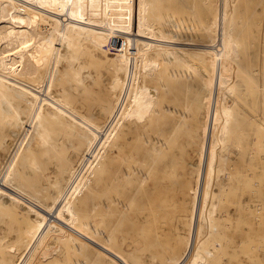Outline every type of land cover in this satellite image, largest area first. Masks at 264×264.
<instances>
[{"label":"bare ground","instance_id":"obj_1","mask_svg":"<svg viewBox=\"0 0 264 264\" xmlns=\"http://www.w3.org/2000/svg\"><path fill=\"white\" fill-rule=\"evenodd\" d=\"M238 1H217L212 24L208 0H173L175 12L171 0H0L13 12L1 24L30 10L44 22L29 43L6 39L0 27V264H264L259 177L247 175V202L232 201L221 229L208 201L216 134L224 147L252 132V151L264 153V68L240 57L247 37ZM153 51L156 62L146 57ZM242 74L255 90V124L247 125ZM192 86L204 110L187 170L182 142L199 128L180 132L179 108ZM238 174L233 165L220 186L230 199ZM136 232L141 246L129 240L126 249ZM47 242L60 245L56 253Z\"/></svg>","mask_w":264,"mask_h":264},{"label":"rangeland","instance_id":"obj_2","mask_svg":"<svg viewBox=\"0 0 264 264\" xmlns=\"http://www.w3.org/2000/svg\"><path fill=\"white\" fill-rule=\"evenodd\" d=\"M173 0H171L169 7L171 8V12H175V10H178L180 8H176L174 2H172ZM188 5H193L195 2V0H185ZM200 1V0H199ZM198 0H196L197 3H199ZM210 1V3H208L209 7L211 8V12H212V16L210 18V21L212 24H215L216 19H215V14L217 12V7L219 6V2L217 3L216 0H208V2ZM222 1V0H221ZM260 1V0H259ZM214 2V4H213ZM248 2V3H247ZM172 4H174L173 6H171ZM257 7H255L256 5ZM238 5L239 7V11H238ZM262 5V6H260ZM175 8V10L173 11V9ZM262 7V9H260ZM244 8V10H243ZM249 8V10H248ZM254 8V9H253ZM256 8V9H255ZM240 10H242V13L240 12ZM254 10V12H253ZM260 10V12H258ZM27 11V10H25ZM31 11V12H30ZM28 12V14H23L21 15L20 13L23 11H17L18 16L14 15V21L13 22H6L8 19V15L13 14V12H10L9 10H0V19L2 18L4 21V24L0 23V27H2V30L5 31V38L9 39L12 42H27L29 43L30 41L35 40V38L42 33L43 31V26H44V22L42 21V19L40 18V16H38L35 13H32L33 10H30ZM183 11V10H182ZM239 12V13H238ZM245 12V14H244ZM257 12V15L255 14ZM176 13L178 14V11H176ZM235 13L242 15L241 20L245 21V24L242 22L241 20L238 18H235V22L237 25L240 24H244L250 27V29H246V26L244 27V25L241 28V25L239 26L243 33L244 36H246L245 38V45H246V49L244 51H242L240 53V57L242 58V60H245V57H247V59L245 60L246 64L248 65L247 68H251V63L254 66H258L260 65V67L263 69L264 68V0H261L259 3L258 1L255 0H239L237 3V9H235ZM249 13V14H248ZM253 13V14H252ZM180 14V13H179ZM252 14V15H250ZM259 14V16H258ZM246 15V17H245ZM250 15V16H248ZM256 15V16H255ZM181 16V15H180ZM253 17V19H252ZM213 18V19H212ZM251 18V20H253V23H255L254 25L251 24V20L248 19ZM26 19H30L29 21H26ZM246 19V20H245ZM256 19V20H255ZM240 20V21H239ZM250 22L248 23L247 21ZM259 21V22H258ZM240 23V24H239ZM259 23V29H256V24ZM251 25V26H250ZM248 27V28H249ZM250 30V31H249ZM259 32H256V31ZM248 31V32H247ZM244 32H247L244 34ZM255 32V33H251ZM257 33V34H256ZM251 34V35H250ZM86 45V46H85ZM26 47V45L24 46ZM27 50V49H26ZM25 50V51H26ZM24 52V51H23ZM93 50L90 48V45L84 44L83 50L81 52V56H83L85 59L89 58V54H92ZM25 53V52H24ZM33 53L32 51L27 50V53L25 54H29L31 55ZM157 54H155V51H153L152 53L148 54L146 57H148L147 59H149L150 61L153 59L158 61L159 57H156ZM256 57H258V59H255ZM82 58V57H81ZM152 58V59H151ZM254 58V59H252ZM252 59V60H251ZM22 61H23V57L21 59V66H22ZM251 61V63H250ZM155 62H151L152 65L153 63L155 64ZM263 63V64H262ZM66 63H62L61 64V68L65 65ZM138 64V63H137ZM250 64V65H249ZM258 64V65H256ZM156 65V64H155ZM196 66H200V64L196 63ZM263 65V66H262ZM153 73H152V77H149L148 80V84L152 87H156L157 86V73L158 72L157 68H153ZM156 70V71H155ZM19 74L21 73L20 70L18 71ZM17 72V73H18ZM195 75V76H194ZM197 74L196 72L193 73V79H190V82H192L193 84V80L195 81V79L197 78ZM237 83L240 84H247V88L248 90L245 91V95L248 96V107H247V112H249L250 115V120L253 122H249L247 125L249 124H255L256 120V99H255V90L251 87H249V83L248 80H246L244 74L239 75L238 78H236ZM245 81V82H244ZM251 90H250V89ZM200 89V86H192L190 88H188L187 90L182 92V97L184 98V101L182 100L180 103V108L179 110L181 112L184 111V113L186 114V118L185 121H183L184 123H178L179 127H180V132H182V130H185L184 128L186 127H190V126H196L197 128H199V131L195 134H192L187 137H189V140L187 142H182L184 145V155L186 152V161L185 163L182 165L183 169L186 168L187 170L190 168H195L196 165V161H197V156L195 153V145L193 146V142L195 141L196 138H198L197 136H199L200 132H201V123H202V110L203 107H197V103L194 101L195 98V93ZM196 105V106H195ZM246 108V107H245ZM253 109V111H252ZM198 115V116H197ZM158 121H160V119H158ZM166 123V122H165ZM163 123H160V127H163L162 125ZM162 125V126H161ZM215 129H219V125H216ZM250 131V128L248 130V132ZM252 133V132H251ZM250 134H246L241 133V132H236V136L237 139H234V135H232V137L230 139L226 140V143L224 145V147H222L223 145L221 144V141H223V137L221 138V136H223L222 132L216 134V140L214 137V141H215V145L212 146L211 149V156H212V160H211V164H210V172H209V177H208V183H207V187H208V203L211 204V209L213 210L214 216H215V222L216 224H221V225H217L219 229H221L223 223L227 222L228 215H230L229 213V209L231 207H233V203L232 201L235 200L236 202L241 201L243 204H245L247 202V195H246V181H247V175L251 176L253 175V177H255L257 179L258 178V185L260 186L261 183H264V178H260V174H263L264 171V153L261 152H254L252 151V146H253V141L254 138L251 136ZM196 136V138H195ZM200 137V136H199ZM146 138V136H145ZM198 140V139H197ZM190 141V144H187ZM141 144H143V140L141 142ZM168 145L170 146L169 148L171 149L173 147V143L169 142ZM240 149V150H239ZM245 149V150H244ZM252 151V152H251ZM250 153H253V162L250 163V158L252 157V155ZM231 159V160H229ZM232 163V165H231ZM235 163V164H234ZM237 164V166H236ZM234 165V169H236V171L239 172L238 174V185L239 187L236 189L237 190V194H234V197H232L230 199V189L226 187L225 189V193L223 194V192L220 190V186H222L224 183H226V185L228 186L229 182H230V177L228 175V169L230 170V167H233ZM262 165V166H261ZM177 168V167H176ZM177 171V172H176ZM175 173L178 175L177 178L180 176H182V174H185V172L176 169ZM179 173H181L179 175ZM246 175V176H245ZM221 177V182L219 181V178ZM241 179V180H240ZM255 180V182H257ZM191 195V192L189 193ZM210 195V196H209ZM185 197V192L175 195L173 197V201L174 203H178V201H180V199L182 200ZM228 205V206H227ZM211 210V211H212ZM231 210V209H230ZM259 215L262 217V220L264 221V198L263 201L259 202ZM130 220H134L133 217ZM174 218L173 216H169L167 218V222L168 224H171L173 222ZM127 244H124V247L127 249L128 247V242L130 243V241H136V246H141L139 244L140 243V234L138 232L136 233H130L127 237ZM130 240V241H129ZM43 246V245H42ZM46 246V247H45ZM133 246V245H132ZM45 247V248H44ZM43 249L47 251L51 250L53 253L57 252V248L60 247V245L56 242H47L44 245ZM54 250V251H53ZM125 250V249H123ZM126 251V250H125Z\"/></svg>","mask_w":264,"mask_h":264},{"label":"crops","instance_id":"obj_3","mask_svg":"<svg viewBox=\"0 0 264 264\" xmlns=\"http://www.w3.org/2000/svg\"><path fill=\"white\" fill-rule=\"evenodd\" d=\"M221 180H222V179H221V177H220V178H219V181L221 182Z\"/></svg>","mask_w":264,"mask_h":264}]
</instances>
